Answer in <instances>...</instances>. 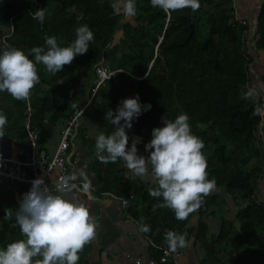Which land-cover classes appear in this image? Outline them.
I'll return each mask as SVG.
<instances>
[{
	"label": "trees",
	"instance_id": "1",
	"mask_svg": "<svg viewBox=\"0 0 264 264\" xmlns=\"http://www.w3.org/2000/svg\"><path fill=\"white\" fill-rule=\"evenodd\" d=\"M135 2L136 16L125 17L114 14V0H0V52L11 46L29 54L33 47L45 46V36H56L61 46H67L83 24L94 33L89 51L63 71L51 75L43 65L37 66L40 83L29 102L0 92V112L8 120L6 135L0 139V158H11L13 145L28 148V120L38 130L42 147L64 121L77 115L81 109L71 106L69 95L82 80H95L94 66L104 57L109 67L134 77L119 73L97 90L89 109L99 132L114 131L105 120L109 109L115 111L123 99L138 95L142 105L151 104L134 119L133 129L147 157L145 145L153 129L163 126L162 117L174 120L186 114L192 133L205 145L209 179L216 181L215 192L185 221L177 220L170 209L154 208L163 198L150 197L148 190L158 184L142 187L139 201L127 211L140 225L150 226V232H142L150 242L148 259L160 260L167 246L166 232L175 231L201 244L200 264H264V201L259 193L264 182V120L253 115L257 103L243 98L255 87L264 108L260 95L264 77L254 72L250 52L252 43V49L264 52V3L254 38L248 40V27L236 19L232 0H200L198 11L189 8L170 15L153 8L150 0ZM44 8L50 14L41 25L32 13ZM80 132L84 143L95 147L96 139L86 138L83 126ZM94 162L101 190L131 200L138 183L124 175L123 161L105 164L94 153ZM229 197L236 206L234 219L221 215L219 234H210L204 218L216 217V208H225ZM18 208L16 192L0 186V249L22 238L15 225ZM6 209L13 210L11 221L3 220ZM195 215L197 226L192 225ZM79 256L78 264H91L90 253Z\"/></svg>",
	"mask_w": 264,
	"mask_h": 264
},
{
	"label": "clouds",
	"instance_id": "2",
	"mask_svg": "<svg viewBox=\"0 0 264 264\" xmlns=\"http://www.w3.org/2000/svg\"><path fill=\"white\" fill-rule=\"evenodd\" d=\"M150 2L153 8L169 15L189 8L196 12L201 6L200 0ZM112 7L117 15L135 17L137 14L135 0H114ZM49 14L47 8L37 9L32 18L43 25ZM75 34L76 38L67 46H61L62 41L58 43L56 36H45V46L33 47L29 54L6 46L0 52V92L8 93L17 101H30L33 89L40 83L38 65H43L47 73L56 75L66 65H71L77 56L89 51L90 43L94 42L90 27L87 24L78 26ZM243 98L257 103L253 115L264 120L257 88H249ZM71 106L75 107L74 104ZM150 108L151 104L142 105L137 95L123 99L115 111L109 109L105 120L114 125V131L96 137L95 155L105 164L123 161L137 177L151 174L158 187L150 188L148 195L163 198V203L154 208L170 209L177 220L185 221L216 190V181L209 179L206 157L202 152L205 145L192 133L186 114H180L174 120L164 116L163 126L153 129L152 139L145 145L150 155H138L140 138H134L129 148L126 130L131 129L134 119ZM7 124V117L0 112V139L6 135ZM90 187L91 181L84 168L61 177L55 183L54 193L42 177L35 179L15 211V225L22 238L9 243L6 249H0V264H78L79 253L96 238V224L89 208L79 202L75 193H86ZM12 218L13 210L6 209L3 220L11 221ZM139 231L148 233L151 229L142 224ZM164 239L171 252L190 246L187 233L168 231Z\"/></svg>",
	"mask_w": 264,
	"mask_h": 264
},
{
	"label": "crops",
	"instance_id": "3",
	"mask_svg": "<svg viewBox=\"0 0 264 264\" xmlns=\"http://www.w3.org/2000/svg\"><path fill=\"white\" fill-rule=\"evenodd\" d=\"M231 3L235 10L236 19L248 27V40L253 39L258 27V19L264 0H232ZM253 44H251L250 50V52H253V54L251 53L254 58L253 66L258 76L264 77V52H257L252 49ZM261 65H263V69H261ZM94 84L95 80H82L69 95L68 102L79 105V107L83 105L90 98L94 90ZM135 124L136 122L133 120L131 129L126 130L129 136V148L131 147L132 140L135 138L133 136ZM81 126L85 128L83 135L86 138L96 139L101 134L97 128L94 114L89 108L81 117ZM61 129L62 125L59 126L55 136L48 140L41 148L51 154L54 153L60 139ZM12 147L13 158L19 157V154L25 150L21 146L13 145ZM137 148L138 155H143V150L139 143L137 144ZM72 150L75 152L78 162L71 169V172L84 168L93 186L86 193H75L79 198V202L84 203L89 208L96 224V238L89 245L85 246L82 254H91V264H135L138 258L148 259L150 242L139 231L140 221L130 216L127 210L131 204L133 205V201L135 204L139 201L141 195L139 191L143 186L157 184L154 178L151 174L143 178L137 177L123 163L121 169L125 170L124 175L131 181L138 183L135 194L131 195V200H127L128 204H124V198L101 190L102 184L94 170L95 147L84 143L81 132L74 139ZM59 179L60 172L56 170L54 172V181L57 182ZM77 182L79 183V181ZM224 209L225 213H228L227 218L233 220L236 206L231 197L227 199V205ZM198 219L199 216L197 215L192 219L193 226H197ZM204 221L209 225L210 234H219L222 226L220 218H217V216H206ZM203 254L204 251L201 244L194 239L190 241L189 247L173 252L176 264H200Z\"/></svg>",
	"mask_w": 264,
	"mask_h": 264
},
{
	"label": "built area",
	"instance_id": "4",
	"mask_svg": "<svg viewBox=\"0 0 264 264\" xmlns=\"http://www.w3.org/2000/svg\"><path fill=\"white\" fill-rule=\"evenodd\" d=\"M119 73L133 76L126 70L112 69L106 63L104 57L94 66L95 88L90 98L80 106V112L72 119L64 121L60 131V139L54 153L51 154L39 147V132L28 120L26 125L28 148L23 150L17 158H0V186H7V188L15 191L18 204L23 194L31 189L32 182L35 179L42 177L49 190L54 193L56 183L54 181V172L59 170L60 178L70 174L71 169L78 162L72 146L81 129V117L90 107L99 87L106 81L114 79ZM28 111H31L30 106ZM92 187L91 184L90 189ZM123 202L128 204L126 199H123ZM173 257V253L166 246L160 260L138 258L135 264H165L167 261H171Z\"/></svg>",
	"mask_w": 264,
	"mask_h": 264
},
{
	"label": "rangeland",
	"instance_id": "5",
	"mask_svg": "<svg viewBox=\"0 0 264 264\" xmlns=\"http://www.w3.org/2000/svg\"><path fill=\"white\" fill-rule=\"evenodd\" d=\"M133 21V20H132ZM134 22V21H133ZM204 23V21L202 22V24ZM205 34V33H204ZM118 37H119V34L116 36V41H115V43H117L118 42ZM251 53L253 54V52L251 51ZM261 69H263V65H261ZM254 72H255V70H254ZM261 86H264V80H262L261 81ZM260 95H262L263 97H264V87H262V93H260ZM12 149H13V147H12ZM15 149V148H14ZM142 149V148H141ZM143 150V149H142ZM263 183V185L261 184V186H260V190H259V193L260 194H262L261 196H262V201H264V182H262ZM139 193L140 194H142V189H140V191H139ZM216 215H217V218H220V216L222 215V216H226V215H228V213L226 214L225 213V209H224V207H219V208H216ZM196 216V215H195Z\"/></svg>",
	"mask_w": 264,
	"mask_h": 264
}]
</instances>
